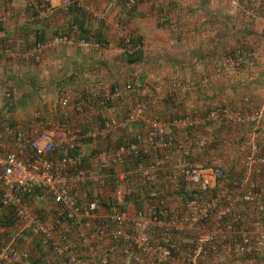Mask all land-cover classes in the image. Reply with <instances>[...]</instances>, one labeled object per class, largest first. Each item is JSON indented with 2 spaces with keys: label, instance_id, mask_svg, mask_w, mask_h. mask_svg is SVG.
Masks as SVG:
<instances>
[{
  "label": "built area",
  "instance_id": "1",
  "mask_svg": "<svg viewBox=\"0 0 264 264\" xmlns=\"http://www.w3.org/2000/svg\"><path fill=\"white\" fill-rule=\"evenodd\" d=\"M42 1L46 8L40 12L46 13L50 0ZM135 2L126 0L128 7ZM227 2L230 8L239 7V0ZM72 3L88 10L94 19L99 17L94 8H88L82 0H61L64 8ZM247 13L256 17L254 12ZM62 42L71 40L65 34H53L43 40L33 34L18 36L5 44L0 41V56L38 60L45 49ZM76 43L84 49L99 47L98 42L86 39ZM247 56L251 57L245 53H239L237 59L226 57L220 69L241 63L251 68L254 61ZM172 86L185 90L191 87L177 81H173ZM131 88L132 85L126 82L113 91L93 93L89 98L103 103ZM159 88L155 89L162 94ZM146 91L143 89L144 93ZM11 94L9 89L0 91V101L9 100ZM157 100L154 96L152 103ZM59 103L77 110L81 102L70 106V99L63 95ZM104 107L107 115L101 128L93 121L97 113L92 114L89 107L83 119L90 127L82 135L67 124H61L55 132L12 125L6 117H0V201L13 206L17 228L29 230L32 237L38 236L41 244L53 253L57 264H210L212 255L219 252L232 257L264 253V229L260 228V220L254 219L253 214L241 216L239 211L242 203L253 205L257 213L264 211V191L258 181H251L255 168L264 166V154L256 153L258 146L244 154L243 171L236 188L222 184L226 175L220 158L193 162L174 156L171 150H179L180 144L173 138L172 128L156 119L151 121L152 128L145 132H133L136 142L102 149L85 162L82 154L73 152L81 137L96 138L111 131L128 129L141 117L140 102L134 103L124 116L117 115L114 106ZM219 114L214 109L207 117L215 120ZM260 115L256 113L250 117L259 119ZM235 118L243 119L238 114ZM200 120L197 115L187 116L176 120L172 126L181 129ZM205 142L201 139L198 145L204 146ZM193 143L186 139L185 153ZM149 149L162 152V155L147 162L134 160L141 150L147 153ZM161 159L171 162L174 174L183 176L188 185L210 191L217 182L220 189L207 201L196 197L182 202L177 199L173 206L161 197L150 210L135 208L127 198L133 195L137 181L153 179ZM88 185L93 186L92 192ZM42 189L49 191L56 204L54 212L45 217L32 212L27 201L28 196ZM129 204L133 211L128 209ZM25 244L12 239L0 245V262L34 264Z\"/></svg>",
  "mask_w": 264,
  "mask_h": 264
},
{
  "label": "trees",
  "instance_id": "2",
  "mask_svg": "<svg viewBox=\"0 0 264 264\" xmlns=\"http://www.w3.org/2000/svg\"><path fill=\"white\" fill-rule=\"evenodd\" d=\"M149 1V0H147ZM146 0H136V2L131 5L127 6L126 0H109L110 5L109 9L112 6L117 7V14L121 17V26L127 27V16H131L137 8V5L140 3L147 2ZM211 1V0H207ZM245 7H243V12L247 13V11L254 12L255 14L258 12L261 13V17L264 16V0H245ZM213 2V1H211ZM256 2V5L254 4ZM4 3V1H3ZM34 4L29 3L28 8H26V15L28 16L29 20H24V26L21 27L18 36H25L28 37L31 34L34 36H38L40 39H45L46 36H49L50 27H51V19L55 16H42L36 11L37 9L45 10L46 7H43L42 0H33ZM5 4V3H4ZM112 5V6H111ZM174 3L171 1L167 2L165 6H158L157 8V26L159 27H171L177 24V21L172 22V20L168 17L167 10L174 9ZM168 13V12H167ZM58 17L61 16L62 24L59 26H55L52 28L53 34H65L68 37V40H73L78 42L79 39H86L90 41H95L99 43L98 48L93 49H100L109 46L111 41L106 37L105 30L107 26V20H99L97 24H93V18L89 14L87 10L83 7L78 6L76 3H72L65 9H60L57 11ZM248 15V14H247ZM252 19L257 18L258 16L252 17ZM51 17V18H50ZM114 17V16H113ZM93 19V20H92ZM106 20V21H105ZM119 20V19H118ZM123 22V23H122ZM5 22L2 17L0 20V32L1 30L4 31L5 29ZM106 24V25H105ZM264 29V28H263ZM253 31L250 25L244 26L239 31H235L231 34L232 38L235 37V41L228 42L227 35L222 34L218 36L217 39L213 40V47L210 50V56L214 60L215 66L212 67L213 73L222 76L224 73V69H220V65L222 60L226 57H230L232 59H237L239 53H245V55H251L248 57L249 59H254L253 55L254 52L252 51L253 48L247 44L246 40L241 39V37L236 38L235 33H239V35L244 34H251ZM70 43V42H68ZM117 47L122 49L123 55L121 56L120 62L122 65H129L130 67L141 63L143 59V42L142 36L132 33L131 31H127L126 35L123 37L117 38ZM25 47H28V43L25 44ZM215 56V57H214ZM214 57V58H213ZM217 59V60H216ZM34 62V60H32ZM254 61V60H253ZM36 63V62H35ZM120 63V64H121ZM255 63V61H254ZM247 66L244 63H241L239 66H232L229 69L234 71H241L242 69L246 68ZM111 72V70H110ZM118 77L116 80H113L110 84H108L107 91H113L116 89L117 86L124 85V83L128 82L130 86L132 85L131 90L129 91H122V94L116 99H110L104 101L103 103H99V100H90L89 96L92 93H84L81 96H78L76 100L70 101V106L74 104V102H81L78 109H74L72 111H62L60 107L54 109L55 116L53 118L54 122L50 121L45 114L39 112V119L42 121L44 127H49V122L54 123L56 126L61 124H67L68 127H71L80 135L87 130L90 125L86 123L83 117L86 115V112L89 111V107L92 108V114L97 113L96 115V122L97 128H101L103 126V122L107 115L105 112L104 105L108 107H115V112H120L119 116H124L127 114L128 110L131 109L132 105L136 102L142 103V110H141V117L137 120L136 123L132 124L128 129H122L118 131H111L106 136H97L96 138L91 137H81L78 140V144L73 150L74 153L82 154L81 149L86 144H93L92 150L87 155H82L84 158L83 160L87 162L89 158L93 155L101 151L102 149H111L117 147L121 144H129L132 142H136V137L133 135L134 131L145 132L147 129L152 128L151 121L156 119L167 123L172 128V136L175 138L179 144V150H171L173 155H179L184 159L189 161H202L205 158L209 160H213L216 158H220L225 166V160L222 158L224 153H226V149L230 148H238L239 150H243V146L246 144H251L249 148L251 151L254 146H258L259 150L257 151L258 154H264V145L261 143V135H263L264 130L262 129L261 121L264 114V102L258 103L257 98L254 97L252 94H243L238 100H231L228 104L226 103H216L213 105H206L204 108H201L194 112L185 111L183 106L181 105V101H177L179 99V95L182 92H185L184 88H176L172 86L173 81H177L182 86L189 85L192 87H196V82L192 81L188 77H175L172 80H168L167 84H164V89H161V93L159 94L156 91V87L150 88L149 91L142 93L141 85L139 84V78L131 77V75H126V73H122L121 71L118 72ZM126 75V76H125ZM124 76L126 79H124ZM204 82V78H203ZM72 83V80L69 82ZM134 84H136L134 86ZM163 85V86H164ZM63 91V90H61ZM103 92L100 91L99 94ZM83 93V92H81ZM63 95H66L65 92L59 93V98ZM158 97L157 102L152 103L153 97ZM237 98V97H236ZM32 100V99H31ZM105 103V104H104ZM104 104V105H103ZM237 106H236V105ZM62 107V106H61ZM65 108V107H62ZM218 110L220 114L215 120L209 119L208 113L211 110ZM223 112H226L224 114ZM260 113L259 119H251L250 115ZM241 115L242 120H237L235 118L236 115ZM118 115V113H117ZM199 116L201 118L199 123L194 124L190 127H173L172 124L176 120L181 118L190 117V116ZM3 116L0 114V117ZM38 119V120H39ZM79 121H78V120ZM78 122H77V121ZM15 125L16 123H11ZM140 125V129L138 130L135 128V125ZM55 126V127H56ZM59 127V126H58ZM145 129V130H144ZM134 130V131H133ZM133 131V132H132ZM208 132V134L206 133ZM186 139L192 140L193 146L189 150V152L185 153L186 150ZM201 139H205L204 146H199L198 142ZM251 140V141H250ZM224 151V152H223ZM170 152V151H169ZM171 153V152H170ZM243 151L241 152L242 155ZM162 152H154L153 150H147V153H144L143 150L140 151L139 155L134 157L135 161H150L155 156H161ZM240 154H238L239 156ZM243 156L237 158V162H235L234 168L226 169L225 166V175L226 179L222 181L224 186H229L233 183L232 187L236 188L238 185V178L240 173H242V159ZM160 162L159 169L156 175L153 177L152 180H144V182L137 181L136 188L133 195L127 198V201H130L135 208L142 209L144 211L150 210V206L153 204L157 205V201L159 198L164 197L167 199L168 203L174 206V198L178 199V202L185 201L189 198L196 197L200 201H207L210 199V195H214L220 188L218 187L217 182L214 183L212 190H198L195 187H192L187 184L185 178L183 176H176L174 174V169L172 167V163L168 162L167 160H163ZM236 167L239 168L236 169ZM236 169V171H234ZM256 173L251 178V181H258V186L263 189L264 191V166L255 168ZM232 170V171H231ZM239 171V173H238ZM238 175V176H237ZM236 176L238 178H236ZM235 179V182H234ZM237 181V183H236ZM161 190L164 192L162 194ZM39 190L31 194L27 197L28 204L31 206L32 199L37 195ZM32 198V199H31ZM31 201V203H30ZM264 202V200H262ZM54 205L53 203H51ZM51 205V206H52ZM241 208L239 209L241 216H248L249 214H253L254 219L260 220V224L264 225V211H259L257 213L253 205L242 203ZM51 208V207H50ZM33 210L37 212L39 216H43L44 213H41L42 209H37L33 207ZM250 212V213H249ZM0 227H2V231L0 232V245L7 244L10 240H14L16 243H23L25 238H28L31 233L29 230L25 229L21 235L17 234V215L13 208V206L9 204H4L0 201ZM32 237V236H31ZM32 240L37 243L40 250H45L49 252L44 245L41 244L39 239H35L32 237ZM45 253V252H44ZM50 253V252H49ZM53 257V261L50 263L45 264H57L56 258L53 256V253L50 254ZM259 256V255H258ZM258 256H245L244 259H259ZM32 263L34 264H44V259L42 256L35 258L30 256ZM0 264H3L0 262Z\"/></svg>",
  "mask_w": 264,
  "mask_h": 264
},
{
  "label": "crops",
  "instance_id": "3",
  "mask_svg": "<svg viewBox=\"0 0 264 264\" xmlns=\"http://www.w3.org/2000/svg\"><path fill=\"white\" fill-rule=\"evenodd\" d=\"M92 1L102 3L104 0ZM106 1L108 3V8L104 13L107 15L105 19L109 20L112 19L117 10H114L113 8H115V6L112 5L111 9H109L110 2L109 0ZM169 1L174 3L175 8H170L167 10L168 13L166 12L165 14L168 15L172 22L177 21V24L179 25L159 27L156 23L157 8L159 5L165 6ZM206 2L205 0H194V4L190 6L191 9L189 12L188 6L181 7L183 4L182 0H150L149 2L137 5L136 11L131 16H127V26L129 29L128 31L142 36V60H145L142 61V63H145L142 70L137 69V67L135 68L137 64L133 67H130L129 65L122 67L119 65L120 60H98V58H96L98 55L91 56V58L88 59L85 58L86 56H82L80 52L77 53V51H75L74 54L71 53L70 58H67L70 54V51H68L65 53L54 52L50 57L46 56L43 60H35L36 69L39 68L36 72H31L29 75H15L10 71V69H13L11 67L16 66L17 63L24 64L25 61H22L19 58L8 57V59H5V57H2L3 59L0 60V91L9 89L12 94L9 100L5 99L0 101V114L6 117L8 122L21 124L28 128H37L38 123L41 122L37 121L39 118H36L39 115V109L34 108L32 111L26 110L28 115H19V112L21 111L17 109L16 104L17 101L21 104V98L32 99L31 101L34 102V98L39 100L40 98H44L47 93L50 95H53L54 93L55 95H58L63 92L61 90H66L67 87L69 89L67 88L68 90L65 94L70 101L76 100L78 96H81V94L84 93L93 94L99 93L100 91L106 92L108 90V84L113 80H116V77L119 75L118 72L120 71L126 73V75H131V77L135 76L139 78V85L142 87V93L143 89L149 91L151 87L159 86V90L162 92L161 89H164V84H167L168 80H172V78L175 77H182L184 74V76L196 82L197 85L196 87L194 86L187 91L180 93L179 99L177 100L181 101L180 103L183 106V109L190 113L204 108L208 104H228L231 100H238L243 94H252L255 98L262 97L259 100L264 102V60H254L255 63L253 67H246L240 72L226 68L224 69L222 76L213 73L212 67L215 66V63L212 56H210V50L213 47L214 38L210 40L207 34L208 42L202 40V38L205 37V32H208L209 22L208 20L201 18L199 15L202 8H206L205 10L207 11L211 9ZM29 3L34 4L33 0H0V13L2 6V17L5 22V29L0 32V38L2 37L0 41L2 44L13 39L15 40L18 37L21 27L25 25V23H23L24 20H29L26 15V8H28ZM185 5H188V3ZM60 9H65L61 5V0H50L46 13H41L36 7L37 13L47 17L50 15L58 17L57 11ZM113 10L114 12H112ZM213 13H215V11L209 12V14ZM188 16H190L191 23L186 20ZM149 22L154 25L153 27L156 28L155 31L149 30L151 28ZM253 22L257 23V21ZM250 23L251 22H249L251 28L253 26L256 29V23L252 25ZM165 29L175 31V39H170V45L173 43L178 44L180 41H183L182 34L189 31L191 41L188 44L191 49L187 47V51L185 53L183 52V55L180 57L179 54H176L179 52L177 48L173 50L171 46H163V42L166 39L162 37L163 32L160 30ZM189 37H187V39ZM186 42H188V40ZM42 56L43 54L41 55V58ZM154 60L157 61L155 63L158 64V70L152 67ZM125 76L124 79H126ZM71 80L72 83H69ZM22 86L24 87L23 89H21ZM14 98H17V100L14 101ZM35 104L38 103L35 102ZM117 113L120 115V112ZM261 122L262 129L264 130V114ZM140 127L141 126L138 124L135 125V128L138 130ZM206 133L208 134V132ZM260 141L264 145V133L261 135ZM92 147L93 144L84 145L81 149L82 155L89 154ZM206 159L207 158L204 160ZM225 166L227 169L228 164L226 163ZM228 169L230 170V168ZM234 171H236V169H234ZM237 176L236 178H238ZM88 187L90 192H92L93 190H91V187L93 186L88 185ZM37 195L39 196H35L33 199L31 198L32 203L30 201V209L32 212H35L33 207H36L37 209H42L41 213H44L42 217L53 213L56 204L49 191L42 189L39 190ZM174 201L176 202L177 199L174 198ZM128 209L130 211L134 210L131 204H129ZM102 210H104V208ZM260 228L264 229V225H260ZM1 231L2 230H0V232ZM18 233L19 232H17V234ZM18 235L23 238L21 234ZM34 237L35 239H39L38 236ZM25 243V246L32 257L38 258L42 256L44 264L53 261V257L50 255L51 253L46 252L45 250H40L37 243L32 240L31 236L26 238ZM212 256L213 257L210 258V264H258L264 261L262 259V257L264 258V253L260 254L258 256L259 259L256 260L244 259L245 256L248 255L232 257L226 252H224V255H221V252H219Z\"/></svg>",
  "mask_w": 264,
  "mask_h": 264
},
{
  "label": "rangeland",
  "instance_id": "4",
  "mask_svg": "<svg viewBox=\"0 0 264 264\" xmlns=\"http://www.w3.org/2000/svg\"><path fill=\"white\" fill-rule=\"evenodd\" d=\"M149 1H147V2H149ZM182 1H183L184 5L182 4L181 7H187L188 6V8H189L188 12H189L191 9L190 6L194 4V0H182ZM206 1L207 0H205V2ZM82 3L85 6H87L88 8H90L89 6L93 7L94 10L98 13V16H99L98 18L94 19L92 17L94 19V20L92 19L94 25L97 24L98 23L97 21H99L100 19L103 20L107 17V15L104 13L105 11H107V8H108V3L106 0H104L102 3L97 2V1H92V0H82ZM187 3H188V5H185ZM206 3L211 9L209 11H207V10H205L206 8H202L201 12H199L200 17L203 18L204 20H208V22H209L208 32H205V37L202 36L203 37L202 40H206V42H208L207 41L208 38H210V40L213 38L217 39L218 36H221L222 34L223 35L226 34L228 42L234 43L235 37L232 38L231 34H233L235 31H239L244 26L249 25V22H251L250 24L252 25V24L256 23L253 21H257L256 29L252 26L253 31H251L252 33L250 35L249 34L239 35V33H237V32L235 33V35H236V38L241 37V39L243 38V40H246L247 44L253 48V50H252L254 52V55H253L254 59L253 60H264V29H263L264 28V16L261 17L262 16L261 13L258 12V15L256 13V16H258V17L255 19H252L247 14L245 15V13L243 12V7H245V3H246L245 0H239V7L236 9L230 8L228 3L226 2V0H214L213 2L207 1ZM254 4L256 5V2H254ZM113 9L117 10V7L113 8ZM114 10L112 12H114ZM212 11H215V13L209 14V12H212ZM120 20H121V17L117 13H114V17H112V19L107 20V26H106L107 28L105 30V35L112 42L109 44V46L104 47L103 49L102 48H100V49H93V48L84 49V48L79 47L77 45L76 41L71 40L70 43L62 42V43H60L54 47H50V48L45 49L42 52V54H43L42 58L40 56V58L38 60H43V58H45L46 56L50 57L54 52L55 53H65L68 51H70V54L67 56V58H70L71 53L74 54V52L77 51V53L80 52L82 56H86L85 58H88V59L91 58V56L93 57L94 55H98L96 57V58H98V60H106V61H108V60H121V56L123 55V53H122V49L120 47H117V45H116L117 38L121 37V36L123 37L124 35H126V33L129 29H128V26L125 27L126 25L121 26ZM186 20L189 23H191L190 16H188ZM50 22L51 23L53 22V23L51 24L49 34H47L49 36L53 35V33L51 31L53 27H55V26L57 27V26L62 24L61 16L53 18V21L51 19ZM149 23L151 24V28L149 27L150 28L149 30L155 31L156 28L153 27L154 25L151 22H149ZM150 24H149V26H150ZM160 31L163 32L162 37L166 39L163 42V46H171L173 48V50L175 48H177L179 50V52L176 54H179L180 57H181V55H183L182 54L183 52L185 53L187 51L186 48L189 47L188 43L191 41V39L189 37L190 36L189 31H186V32H184V34H182L183 41H180L178 44H175L172 42L173 43L172 45H170V43H171L170 39H173V40L175 39V36H176L175 31H172L169 29L160 30ZM200 33H202V32H200ZM207 34H208V38H207ZM160 35H161V33H160ZM187 37H189V38L187 39ZM187 40H188V42H186ZM156 44H158V43H156ZM189 49H191V48L189 47ZM2 57L4 58L5 56H2ZM2 57L0 56V60L3 59ZM188 57H190V56H188ZM5 59H8V57H5ZM21 60L25 61L24 64L17 63L16 66L11 67V68H13V69H10V71L13 72L12 74H15V75L28 74L29 75L31 72H36L39 69V68L36 69V63H35L34 59H32V60H34V62L30 58L21 59ZM63 60H66V59H63ZM68 60H70V59H68ZM155 62H157V61L154 60L152 67L154 69L158 70V64ZM120 63H119L120 66L126 67V65H122V63L121 64ZM144 64L145 63L141 62V63L137 64V66H135V68L137 67V69L142 70V67L144 66ZM155 64H156V66H155ZM248 68H250V67H248ZM249 71H251V70H249ZM23 88L24 87L22 86L21 89H23ZM67 88H66V90L63 89V92L66 93V91L69 89V88L68 89ZM260 98H262V97H258L256 99L258 103L263 102V101L259 100ZM36 99L34 98V102H32L28 98H21L20 99V100H22L21 104H19L17 101V104H16L17 109H19V111L22 112V113L19 112L20 113L19 115L25 116V114H27L26 110L32 111V109L37 108V109H39V112L44 113V114L47 113V114H45V116H47L50 121L54 122L52 116L53 117L55 116L54 109H56L57 107H60V109L62 111H72L73 110L71 107H68V108H62L61 107V105L59 103V94L55 95V93H54L53 95H50L47 93L44 98H40L39 100H36ZM16 100H17V98H14V101H16ZM35 102H37L38 104H35ZM37 121H41V120H37ZM93 121L94 122L96 121L95 117H93ZM48 124L52 128L44 127L43 123L41 121L38 123L37 128H32V129H36V130H47V129H49V130H53L55 132L58 131V128H59L58 126H60V124L57 126L54 123H48ZM250 147H251V144H246V146L244 145L243 150H239L238 148H235V147L234 148L228 147L226 149L227 150L226 153L222 154V155H224L222 158H224L225 162L228 164V168L233 169L234 168L233 164L235 162H237L236 161L237 158L238 157L240 158V156L242 157L243 154L250 152V151H248V150H250L249 149ZM242 151H243V153L241 155ZM256 153H258V152H256ZM238 154H240V155L238 156ZM236 169L239 170L238 167H236ZM238 173H239V171H238ZM232 185H233V183H231L229 185V187H231ZM18 231H19V234H21L24 232V229L19 227ZM25 241H26V239H25ZM23 243H25V242L23 241ZM221 255H224V253H221ZM262 259L264 260L263 257H262ZM253 264H255V263H253ZM258 264H264V261L262 263H258Z\"/></svg>",
  "mask_w": 264,
  "mask_h": 264
}]
</instances>
